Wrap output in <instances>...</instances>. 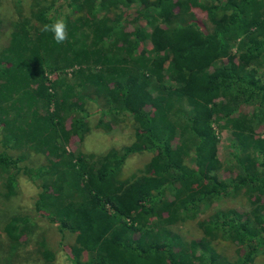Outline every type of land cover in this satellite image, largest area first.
I'll use <instances>...</instances> for the list:
<instances>
[{
  "label": "trees",
  "instance_id": "trees-1",
  "mask_svg": "<svg viewBox=\"0 0 264 264\" xmlns=\"http://www.w3.org/2000/svg\"><path fill=\"white\" fill-rule=\"evenodd\" d=\"M20 3L0 48V186L10 197L20 170L36 184L35 213L73 235L71 264H252L264 254V137L251 132L264 121V0H32L29 15ZM133 5L127 31L118 8ZM57 17L68 24L63 44L41 31ZM90 103L98 126L130 119L134 140L100 154L68 150L89 130ZM213 124L235 136L230 177L214 162ZM31 151L42 163L22 165ZM145 151L150 161L124 178L126 159ZM239 195L249 208L197 218L201 203ZM188 220L200 239L171 231ZM33 226L15 216L2 230L17 244ZM216 240L233 243L235 257Z\"/></svg>",
  "mask_w": 264,
  "mask_h": 264
},
{
  "label": "rangeland",
  "instance_id": "rangeland-1",
  "mask_svg": "<svg viewBox=\"0 0 264 264\" xmlns=\"http://www.w3.org/2000/svg\"><path fill=\"white\" fill-rule=\"evenodd\" d=\"M56 4H60V1ZM32 5V0H21L19 6L25 15H29ZM118 9L123 10L127 15L125 23L127 31L133 30L137 26V23L134 22V17L138 12L137 6L133 5L129 8L122 7ZM196 14L201 29L204 32L209 31L211 25L205 13L197 9ZM17 18L15 0H0V48L6 44L8 39L11 30L9 24ZM146 29L149 31V28ZM143 44L145 48L150 46L147 40ZM231 50L230 57L235 59L237 55L236 48ZM87 109L89 130L82 142H79L76 137L70 138L67 144L68 150L80 147L84 152L100 154L111 148L120 149L134 140V131L130 119L126 118L120 122L110 123L107 127H101L97 125L99 114L94 103H90ZM245 109L249 110L247 107ZM213 129L217 137L218 147L214 162L217 165L218 174L223 178L230 177L232 173L225 171V169L228 165L229 155L233 151L231 143L234 142L235 136L231 130L220 129L216 124H213ZM251 132L264 137V121L257 128L252 129ZM29 154L21 162L22 165L34 167L42 163L44 156L41 153L31 151ZM151 157L152 153L149 151L129 156L122 167L123 177L133 178L139 174ZM17 175L16 191L10 197L3 194V189L0 186V264H71L68 257V246L73 241V235L68 232L60 233L55 224L48 222L35 213L33 206L38 187L23 174V171L20 170ZM250 203L249 198L245 195H239L235 198L216 196L211 203H201L197 218L206 217L216 209L234 208L241 211L249 208ZM23 215L32 218L34 226L26 230L18 243L14 244L6 238L2 227L13 217ZM171 231L179 234L185 240H198L202 236L195 220L179 222L171 227ZM212 246L215 247L217 252L229 259L235 257V246L228 240L213 241ZM43 249H48L54 253V258L51 261L45 260L42 255ZM252 264H264V254L259 253Z\"/></svg>",
  "mask_w": 264,
  "mask_h": 264
},
{
  "label": "clouds",
  "instance_id": "clouds-1",
  "mask_svg": "<svg viewBox=\"0 0 264 264\" xmlns=\"http://www.w3.org/2000/svg\"><path fill=\"white\" fill-rule=\"evenodd\" d=\"M42 32H50L57 44H63L69 39V29L66 19L57 17L49 23H44Z\"/></svg>",
  "mask_w": 264,
  "mask_h": 264
}]
</instances>
